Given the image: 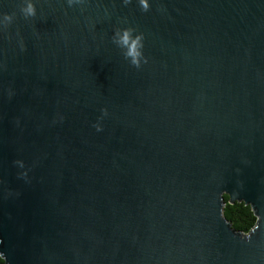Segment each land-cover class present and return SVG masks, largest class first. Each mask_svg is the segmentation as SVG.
I'll return each instance as SVG.
<instances>
[{"label": "water", "instance_id": "water-1", "mask_svg": "<svg viewBox=\"0 0 264 264\" xmlns=\"http://www.w3.org/2000/svg\"><path fill=\"white\" fill-rule=\"evenodd\" d=\"M147 4L0 0L4 264H264V0Z\"/></svg>", "mask_w": 264, "mask_h": 264}, {"label": "clouds", "instance_id": "clouds-1", "mask_svg": "<svg viewBox=\"0 0 264 264\" xmlns=\"http://www.w3.org/2000/svg\"><path fill=\"white\" fill-rule=\"evenodd\" d=\"M82 0H67V3L69 5V7H71L74 3L79 4L81 3ZM124 4H128L130 2V0H123ZM140 6L142 8V10L147 11L148 8V4H147V0H139ZM26 16H34L35 15V9L33 8L31 3L27 4L26 9L23 10ZM130 31L131 30H124L123 33L121 34V32H117L116 35V39H115V43H117L118 46L120 47H127L128 51L127 53H125V55H131L133 56V61L132 63L135 64L136 66H138V63L135 59L136 56H139L140 53L137 51V49L141 46L139 44V41L141 40V36H136L135 39L131 40V43L129 44V39H130ZM101 112L104 113V110L101 109ZM94 127L96 128V131L99 132L101 131V128L98 125H94ZM18 168L23 169L24 168V164L22 161L16 160L13 162ZM27 173L26 172H21L19 173V177L20 178H26Z\"/></svg>", "mask_w": 264, "mask_h": 264}, {"label": "trees", "instance_id": "trees-1", "mask_svg": "<svg viewBox=\"0 0 264 264\" xmlns=\"http://www.w3.org/2000/svg\"><path fill=\"white\" fill-rule=\"evenodd\" d=\"M225 205L222 208V214L230 227L239 233H248L255 225L256 218L249 206L242 202L228 203V197L224 195ZM0 264H4L0 257Z\"/></svg>", "mask_w": 264, "mask_h": 264}]
</instances>
